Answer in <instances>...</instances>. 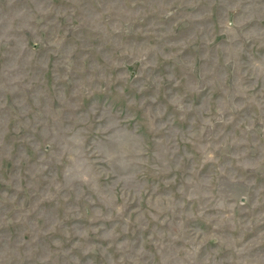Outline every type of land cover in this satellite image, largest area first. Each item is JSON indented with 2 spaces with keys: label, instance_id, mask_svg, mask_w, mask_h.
I'll return each instance as SVG.
<instances>
[{
  "label": "rangeland",
  "instance_id": "rangeland-1",
  "mask_svg": "<svg viewBox=\"0 0 264 264\" xmlns=\"http://www.w3.org/2000/svg\"><path fill=\"white\" fill-rule=\"evenodd\" d=\"M0 264H264V0H0Z\"/></svg>",
  "mask_w": 264,
  "mask_h": 264
}]
</instances>
